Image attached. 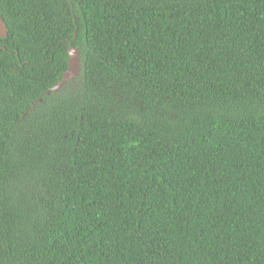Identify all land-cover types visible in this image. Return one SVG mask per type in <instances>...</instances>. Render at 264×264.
I'll return each mask as SVG.
<instances>
[{
	"label": "trees",
	"instance_id": "obj_1",
	"mask_svg": "<svg viewBox=\"0 0 264 264\" xmlns=\"http://www.w3.org/2000/svg\"><path fill=\"white\" fill-rule=\"evenodd\" d=\"M0 17V264H264V0Z\"/></svg>",
	"mask_w": 264,
	"mask_h": 264
},
{
	"label": "water",
	"instance_id": "obj_2",
	"mask_svg": "<svg viewBox=\"0 0 264 264\" xmlns=\"http://www.w3.org/2000/svg\"><path fill=\"white\" fill-rule=\"evenodd\" d=\"M6 37H7L6 26L0 17V39H5ZM67 54H68L67 69L64 72L60 82L45 92V95L47 97L50 96L52 93L56 94L60 92L67 85V83L69 82L75 83L77 78L80 76L82 67L79 58L80 53L78 49H75L71 45H69ZM41 101H42L41 99L38 100V102Z\"/></svg>",
	"mask_w": 264,
	"mask_h": 264
}]
</instances>
